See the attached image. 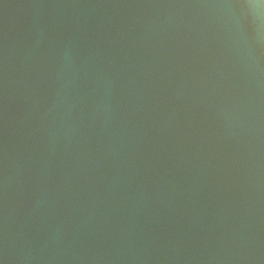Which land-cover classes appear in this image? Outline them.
<instances>
[{
	"label": "water",
	"instance_id": "95a60500",
	"mask_svg": "<svg viewBox=\"0 0 264 264\" xmlns=\"http://www.w3.org/2000/svg\"><path fill=\"white\" fill-rule=\"evenodd\" d=\"M0 264H264V0H0Z\"/></svg>",
	"mask_w": 264,
	"mask_h": 264
}]
</instances>
